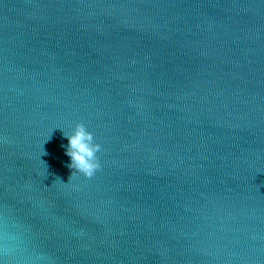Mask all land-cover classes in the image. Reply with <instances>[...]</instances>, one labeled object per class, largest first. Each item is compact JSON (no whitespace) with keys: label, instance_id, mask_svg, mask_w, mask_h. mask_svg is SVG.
Instances as JSON below:
<instances>
[{"label":"water","instance_id":"1","mask_svg":"<svg viewBox=\"0 0 264 264\" xmlns=\"http://www.w3.org/2000/svg\"><path fill=\"white\" fill-rule=\"evenodd\" d=\"M0 264H264V0H0Z\"/></svg>","mask_w":264,"mask_h":264},{"label":"clouds","instance_id":"2","mask_svg":"<svg viewBox=\"0 0 264 264\" xmlns=\"http://www.w3.org/2000/svg\"><path fill=\"white\" fill-rule=\"evenodd\" d=\"M68 141L65 154L70 158L68 167L72 170L69 182L77 175L92 179L101 170L98 153L101 145L94 141V136L84 124L76 125L71 135H65Z\"/></svg>","mask_w":264,"mask_h":264}]
</instances>
